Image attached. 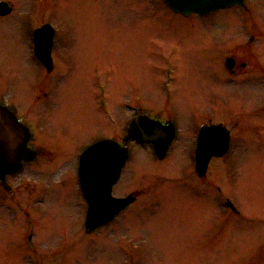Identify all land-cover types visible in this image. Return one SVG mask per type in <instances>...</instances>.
Masks as SVG:
<instances>
[{"label": "rangeland", "instance_id": "obj_1", "mask_svg": "<svg viewBox=\"0 0 264 264\" xmlns=\"http://www.w3.org/2000/svg\"><path fill=\"white\" fill-rule=\"evenodd\" d=\"M7 1L13 11L0 22L1 86L17 84L24 73L26 90L29 71L9 59L23 52L40 21L69 41L54 46L65 56L56 57L62 77L49 85L51 100L36 103L33 91L28 94L29 116L43 118L37 136L44 150L6 178L14 194L0 182V264H124L126 239L148 245V257L138 264H264V118L256 119L264 112V77L257 69L232 77L223 67L230 53L244 57L247 44L253 68L264 66V0H245L249 12L231 6L189 16L174 13L164 0ZM22 17L27 25L19 24ZM93 77L106 87L108 114L97 112ZM130 100L151 113L165 107L162 116L178 115L176 140L161 160L150 148L129 145L131 157L113 192L147 194L89 234L77 156L96 138L122 136L130 118L123 103ZM210 119L231 129L232 148L211 163L206 179L242 216L227 210L215 186L192 189L196 127ZM255 122H262L256 131ZM26 213L33 224L26 239L32 236L42 263L24 245Z\"/></svg>", "mask_w": 264, "mask_h": 264}, {"label": "water", "instance_id": "obj_2", "mask_svg": "<svg viewBox=\"0 0 264 264\" xmlns=\"http://www.w3.org/2000/svg\"><path fill=\"white\" fill-rule=\"evenodd\" d=\"M168 5L176 12L188 15L192 12L208 13L219 7L235 3L242 4L243 0H166ZM10 8L6 2H0V14L8 12ZM53 29L45 24L35 31L37 49L45 44L46 54L43 58L50 63V49L53 38ZM40 34L45 35V40L40 43ZM3 111V109H0ZM147 116H138L130 124L127 138H137L140 141L152 142L158 155L166 152L174 136L171 126L161 128L160 123H153L147 130ZM2 146L0 148V178L17 171L22 160H30V152L21 151L18 147L25 146V137L19 131L1 130ZM229 132L221 124L203 125L200 129L196 148V168L199 175H204L208 162L212 156H221L229 148ZM20 139V140H19ZM17 140L19 142H14ZM16 144L13 150H5V145ZM14 146V145H10ZM9 147V145H8ZM32 154V153H31ZM127 158L125 147L118 142L105 139L90 145L81 154L79 163V182L88 203L85 224L88 229L110 221L113 216L127 205L130 196L117 198L112 195V185L118 179L121 167Z\"/></svg>", "mask_w": 264, "mask_h": 264}, {"label": "flooded vegetation", "instance_id": "obj_3", "mask_svg": "<svg viewBox=\"0 0 264 264\" xmlns=\"http://www.w3.org/2000/svg\"><path fill=\"white\" fill-rule=\"evenodd\" d=\"M6 16H0V19L4 18ZM22 42H23V37H22ZM24 47H23V52L18 53L15 55V53L12 54V56H10V63L13 66V64L16 62V64L18 66L21 67H26L27 70L29 71V74L31 75V79L29 80V85H27L26 90H24L22 88V85L20 83V80L23 81V75L24 73L21 74V79L19 80V76H18V80H17V84L10 80H6L5 83L6 84L8 82V84L1 86L2 83L0 82V104L5 105L10 111H4V112H0V118L2 117V120L0 121V130H10V129H19V132H21L23 134V138H24V127L23 126H27L28 127V131H29V136L26 142V146L32 150L34 152V159L31 161H25L23 162V165H26L28 163L34 162L38 159L39 152H42L44 150L43 145L41 140H39L38 136H37V131H39L40 129H43V123L42 120L43 119L39 114H37V116H29L30 115V111L32 108V101H30L29 97V91H33L34 95L33 96V102L36 103H41V102H46L48 99L51 100L52 97H50V92L51 89L49 87V85L57 82V79L62 77L61 76V71H60V64L58 63L59 60L54 58V63H53V69L50 72H47L45 65L43 64V62L33 53L32 50V42H31V35L27 36L26 39L24 40L23 43ZM249 45V46H248ZM246 49H243V54L244 57H239L233 53L228 54L231 59V67L228 69V73L234 77L235 75H239V74H247V71H251L254 69H257L258 72H262V76L264 77V66L262 65H258L257 67L253 68L252 63H250V44H248ZM18 49V48H17ZM15 52V51H14ZM227 55V57H229ZM224 59H226V56L224 57ZM223 59V60H224ZM61 61V60H60ZM9 66V65H8ZM244 68V69H242ZM56 79V81H55ZM29 94V95H28ZM101 101L100 104L101 106L99 107V110H101V112L103 114H108V107L106 106V101L104 100L103 97L98 96ZM98 97H96L95 99H97ZM18 98H21V100H19ZM58 103V102H57ZM166 105V102H164ZM135 106L133 107V113H139V112H144V113H148L150 116H152L155 119L160 120L163 124H169V123H174L177 126V120L175 119L173 116H171L168 112L167 115L169 114V117H164L162 116V112H160V110L164 109L165 107L161 108L159 111H156L155 113H151L147 110H144L143 106L141 105L140 102L136 101ZM54 105V104H53ZM52 105V106H53ZM43 107L45 108V103L43 104ZM144 110V111H143ZM166 113V112H165ZM262 115L260 117H257L256 119H262L264 118V112H261ZM258 113L252 114V115H257ZM259 115V114H258ZM257 115V116H258ZM18 120V121H16ZM255 120V118H252L250 121ZM204 123V122H203ZM210 123V122H209ZM202 124V123H200ZM262 124V122H255L253 125L250 124V126H252V129H254V131L258 130V127ZM23 125V126H22ZM257 127V128H256ZM256 128V129H255ZM231 132V131H230ZM105 137V136H103ZM109 137V136H107ZM101 138V137H99ZM2 140H4V138L0 135V141L2 142ZM20 140V139H19ZM17 140H14V142H16ZM19 142V141H17ZM130 142V141H129ZM129 142H125L124 141V135H122L121 137V143L127 145ZM2 145V143H1ZM9 145V147H8ZM6 144L5 145V150H13V148L16 146V144ZM10 145H14V146H10ZM20 150H24L23 147H18ZM195 182L192 186V189L195 191H201L203 190L206 185H212L210 182L207 181L206 178H195ZM215 186V185H214ZM7 189L9 190V192H6L8 195H12L14 194V192L11 191V187L7 186ZM216 189L219 190L220 188L218 186H216ZM11 191V192H10ZM145 194L144 191H137L136 195H135V199H137V197L139 195ZM194 194V192H193ZM199 195H201V193L199 192ZM199 197V196H198ZM6 200H8V198H5ZM217 225L215 226V229L213 231H215V235L218 232ZM221 231V230H220ZM93 233V232H88ZM262 245L264 246V238L261 239ZM147 243V241H146ZM157 241H154V248H158L157 245ZM147 244L143 245L141 240H138L137 242L134 241L133 239H126L125 240V249L126 252L123 255V259H125L126 261L124 262V264H138L140 260H144L145 258H147ZM34 251V249H33ZM35 252V251H34ZM138 257V259H137ZM167 261H168V257H167Z\"/></svg>", "mask_w": 264, "mask_h": 264}]
</instances>
